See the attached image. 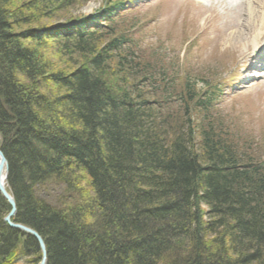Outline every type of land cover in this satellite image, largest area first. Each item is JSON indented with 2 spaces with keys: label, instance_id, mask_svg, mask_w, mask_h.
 <instances>
[{
  "label": "trees",
  "instance_id": "1",
  "mask_svg": "<svg viewBox=\"0 0 264 264\" xmlns=\"http://www.w3.org/2000/svg\"><path fill=\"white\" fill-rule=\"evenodd\" d=\"M88 1L0 0L13 220L46 239V264H264V162L208 120L183 72L135 54L130 29L51 32ZM48 178L80 187V202L36 200ZM8 211L0 196V264L39 261L36 241L2 221Z\"/></svg>",
  "mask_w": 264,
  "mask_h": 264
},
{
  "label": "rangeland",
  "instance_id": "2",
  "mask_svg": "<svg viewBox=\"0 0 264 264\" xmlns=\"http://www.w3.org/2000/svg\"><path fill=\"white\" fill-rule=\"evenodd\" d=\"M203 1L207 5L213 3L216 17H214L215 14L212 13V10L201 7L193 9L191 6H187L183 0H152L153 4L146 5L145 8L139 9V12L133 13L135 17H130L133 21L130 20L126 25L121 23L119 26L123 31L130 24L138 23L141 20L142 27L139 26V32L137 33L135 29L131 33L134 39H140L139 45L145 44V46H141L146 49L144 55L149 56L151 54L153 60L158 61L161 57L153 54L151 50L160 47L168 57L160 64L165 63L166 70L171 72L176 69L177 63L185 57L187 65L184 72H189L192 76L197 77V85L200 88L204 86L200 83L201 79H206L209 83L219 80L222 70L231 59V55L240 47V44L249 42V31H244L241 36L237 37L238 30L240 27L242 28L243 24L239 21L236 13L232 11L233 9H223L224 4L230 3L231 0ZM105 3L106 0H90L81 7L73 9L72 14L74 17H78L80 13L79 15L86 17L95 13ZM259 3L260 0H256V15L261 13L258 11ZM207 20L209 21L207 22ZM186 21L200 29L206 27L212 39L209 37L202 38L195 50L191 51L190 46H185L184 42L189 40L188 38L194 34L195 30L184 25ZM62 22L64 19H60L58 23ZM225 22L230 24L229 30H222ZM253 23V20L250 21V25ZM47 24L55 25L56 23L50 19L47 20ZM247 28L249 30V26ZM183 30L186 32L184 33ZM198 32L196 31V33ZM234 36L237 38L231 41L235 38ZM245 50L246 45L240 48V58L245 55ZM249 91L251 92L245 99L241 97L239 100L235 99L234 102L223 101L218 103L219 105L216 104V107L210 110V120L212 118V120L220 121L225 130L234 133V135L238 134L240 144L247 138L251 147L246 149H255L253 155L264 161V79L259 80L258 83H252ZM260 114L263 115V118L256 119L255 116L260 117ZM250 135L254 139H251ZM43 189L37 193L42 199L49 202V205L54 206L58 203L68 202L66 201L68 194H62L61 187L51 184V186ZM76 199L74 201L80 202L79 199ZM84 201L86 202V199ZM32 260V256L19 253L13 264H33Z\"/></svg>",
  "mask_w": 264,
  "mask_h": 264
},
{
  "label": "bare ground",
  "instance_id": "3",
  "mask_svg": "<svg viewBox=\"0 0 264 264\" xmlns=\"http://www.w3.org/2000/svg\"><path fill=\"white\" fill-rule=\"evenodd\" d=\"M248 4H250V1L248 0V1H246V2H244V3H242V4H240L239 6H237V8L238 7H241V6H247ZM259 6H260V8H259V12H261V13H257L258 15H256V12L257 11H253V10H251V11H249L248 12V14L244 17L245 19L244 20H247V21H250V19L252 18L253 20H254V23L252 24V25H249V29H252V31H254V32H256V35L257 36H260V31H263L264 30V13H263V11H264V0H260V3H259ZM240 19V18H239ZM228 25H230V24H228V23H225V28H228ZM244 31L245 32H247L248 31V28L246 27H242L241 29H239V32H238V34H237V37H239V34H242V33H244ZM253 33V32H252ZM235 37V36H234ZM237 37H235V38H233L231 41H234ZM51 184H54V185H57V186H59V187H61V193L63 194V193H65V194H68L67 195V200L66 201H68V202H74V199H81L82 197L80 196V193L82 192V190H81V188L80 187H78L77 186V191L75 192V191H68V190H66V188H65V185H64V183H62L61 181H59V180H57V179H55V178H48V179H46V180H44V181H42V182H39V184L37 185V186H35V189L36 190H34L35 192H34V194H35V198L37 197L39 200H42L45 204H49V202H47V201H45L44 199H42V197H40V194H38L37 193V191H39V190H44L43 188H46V187H48V186H51ZM6 190L8 191V193L13 197V195L11 194V192H10V189H9V185H8V175H7V179H6ZM37 198H36V200H37ZM13 199H14V197H13ZM76 199V200H77ZM14 201H15V199H14ZM6 204L8 205V203L6 202ZM15 205H16V201H15ZM8 207H9V210H10V206L8 205ZM16 214H17V206H16ZM15 214V215H16ZM27 228H30V227H28V226H26ZM30 229H32V228H30ZM33 231H35L34 229H32ZM18 232H20V233H22L21 231H19V230H17ZM36 232V231H35ZM37 233V232H36ZM38 234V233H37ZM39 235V234H38ZM28 236H30V235H28ZM40 236V235H39ZM30 237H32V236H30ZM41 237V236H40ZM33 238V237H32ZM34 239V238H33ZM41 239H42V243H43V245H44V248H45V250H46V243H45V238H42L41 237ZM35 240V239H34ZM36 241V240H35ZM36 244H37V246H38V250H40V248H39V244L37 243V241H36ZM28 254V255H27ZM33 254H34V252H33ZM26 255L27 256H32L33 257V260L31 261V262H33V264H40V261H41V259H42V256H40V260L38 261H36V256L35 255H31V253H26ZM47 257H48V255H47V253H46V255H45V260L47 261ZM46 261H45V264H46Z\"/></svg>",
  "mask_w": 264,
  "mask_h": 264
},
{
  "label": "water",
  "instance_id": "4",
  "mask_svg": "<svg viewBox=\"0 0 264 264\" xmlns=\"http://www.w3.org/2000/svg\"><path fill=\"white\" fill-rule=\"evenodd\" d=\"M8 162L3 154V152L0 150V194L1 196L6 200L8 205L10 206V210L7 213V215L4 217L3 221L12 229L19 230L23 233H26L30 236H32L37 243L39 244V248L42 254V259L40 261V264H45V255L46 251L44 248V245L42 243L41 237L32 229L27 228L26 226L22 224H16L11 221V219L16 214V205L13 197L8 193L6 190V179L8 175Z\"/></svg>",
  "mask_w": 264,
  "mask_h": 264
}]
</instances>
